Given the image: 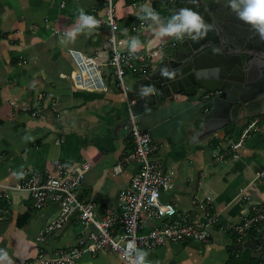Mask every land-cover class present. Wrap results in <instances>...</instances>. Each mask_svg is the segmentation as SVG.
<instances>
[{"label": "crops", "instance_id": "0c3cea01", "mask_svg": "<svg viewBox=\"0 0 264 264\" xmlns=\"http://www.w3.org/2000/svg\"><path fill=\"white\" fill-rule=\"evenodd\" d=\"M170 2L175 1L114 0L117 36L124 39L123 50H130L133 37L142 44L136 52L164 45L145 71H126L128 90L134 80L154 72L179 46L180 40L157 37L152 22L138 18L143 15V7L154 9L153 4L158 3L160 9L169 10ZM79 9L95 17L99 26L90 34H78L74 42H65L64 34L78 25ZM178 12L169 10L170 16L164 17V10L161 18L167 21ZM141 21L144 27H140ZM108 37L105 0H0V249L9 257L0 264H21L35 258L40 250L51 254L73 246L78 235L73 231L77 224L73 218L46 243H38L37 236L56 214V208L50 205L35 210L28 195L4 186L25 181L35 173H52L57 163L73 168L88 162L90 170L82 180L80 199L114 207L119 191L129 185L136 171V165L128 164L114 173V167L134 143L125 128L131 103L109 64ZM68 49L94 57L104 74L105 90L74 88ZM210 99L207 92L191 96L179 92L173 102L163 100L149 112L134 113L138 127L150 135L153 156L173 172V198L183 201L184 210L190 209L191 198L206 199L217 217L207 242L166 244L193 251L188 264H225L227 260L264 264L250 248L239 249L247 237H256L262 226L241 241L227 230L247 216L255 204L264 206V177L256 175L264 164V113L202 138L201 116L211 108ZM248 125L249 135L237 157L232 158L230 146ZM216 152H226L227 156L220 161L214 156ZM164 245L163 250L170 246ZM70 264L127 263L118 254L104 251L95 256L85 253Z\"/></svg>", "mask_w": 264, "mask_h": 264}, {"label": "built area", "instance_id": "2783aa9c", "mask_svg": "<svg viewBox=\"0 0 264 264\" xmlns=\"http://www.w3.org/2000/svg\"><path fill=\"white\" fill-rule=\"evenodd\" d=\"M106 24L110 44L109 64L113 68L118 85L124 95L128 91L124 76L138 69L143 71L152 63L164 45H158L150 51L131 52L123 50V40L117 36L118 22L114 17V0H105ZM144 27V21L139 23ZM67 54L73 64L71 79L77 90L101 91L106 89L104 74L93 56L85 55L74 49ZM206 98V96H203ZM128 120L131 122L133 149L124 154L114 167L118 174L122 166L136 165V171L126 188L119 191L116 206H102L94 200H82L78 192L84 175L90 170L88 162H82L73 168H66L57 163L52 173H35L20 183L4 186L15 192L29 196L35 210H43L52 205L56 214L50 218L42 233L37 236L38 243H46L63 230L73 218L81 223L73 246L62 248L51 254L40 250L38 255L21 264H70L85 253L92 255L100 252L118 254L127 264L124 256L127 243L135 240L138 248L155 250L167 242L195 241L207 242L210 229L217 223V217L210 210L208 200L197 196L189 201L190 209H183V201L173 198V172L153 156L150 135L142 131L137 124V117L130 109ZM251 130L248 125L231 144V157H237V151ZM218 160H224L226 152H216ZM259 177H264V164ZM264 223V206L255 204L251 212L227 230L238 241L251 231L259 230Z\"/></svg>", "mask_w": 264, "mask_h": 264}, {"label": "water", "instance_id": "95a60500", "mask_svg": "<svg viewBox=\"0 0 264 264\" xmlns=\"http://www.w3.org/2000/svg\"><path fill=\"white\" fill-rule=\"evenodd\" d=\"M174 1L179 11L193 9L212 28L197 41L185 36L154 72L134 80L125 95L132 112H149L163 100L173 102L179 92L188 96L207 92L211 108L201 116L202 138L264 113V39L237 18L228 7L229 0ZM162 68L175 69L177 74L171 79L163 77ZM148 85L157 91L144 95L142 86ZM125 128L130 133L129 120ZM243 248L264 260V223L256 237L249 236L240 244L239 249Z\"/></svg>", "mask_w": 264, "mask_h": 264}, {"label": "clouds", "instance_id": "9594fccd", "mask_svg": "<svg viewBox=\"0 0 264 264\" xmlns=\"http://www.w3.org/2000/svg\"><path fill=\"white\" fill-rule=\"evenodd\" d=\"M195 3V0H193ZM229 9L234 12L237 18L258 32L264 39V0H229ZM78 25L64 34L65 42H74L77 35L81 33L90 34L91 30L99 26V21L95 17L88 15L83 9H79ZM143 15L139 19L151 21L155 26V35L157 37H173L183 40L185 36L197 41L211 30L212 26L205 22L203 16L191 8H181L180 11L171 16L167 21L162 20L150 6L141 9ZM142 47L138 37H133L130 41V51L135 53ZM161 75L169 79L177 74V70L162 68ZM143 94L155 93L157 90L154 86H142ZM149 253L137 247L135 240L127 243L124 250V256L130 264H150L148 261ZM8 254L4 249H0V261L8 260Z\"/></svg>", "mask_w": 264, "mask_h": 264}, {"label": "rangeland", "instance_id": "374dc122", "mask_svg": "<svg viewBox=\"0 0 264 264\" xmlns=\"http://www.w3.org/2000/svg\"><path fill=\"white\" fill-rule=\"evenodd\" d=\"M127 76H128L127 74L124 76V80H126L127 83L129 84L130 81L126 79ZM80 228H81V223H77L73 225V231L75 232H78ZM167 245L169 246L170 244L169 243L165 244L164 247H166ZM160 249L146 250L149 253L147 258H149L150 264H180V263L188 264L192 262L190 259L194 257V252L191 251L190 249L185 250L184 246L173 247L170 245L168 249L163 250L161 247ZM169 257H171V259L172 258L175 259L171 261Z\"/></svg>", "mask_w": 264, "mask_h": 264}, {"label": "trees", "instance_id": "16d2710c", "mask_svg": "<svg viewBox=\"0 0 264 264\" xmlns=\"http://www.w3.org/2000/svg\"><path fill=\"white\" fill-rule=\"evenodd\" d=\"M162 5L161 4H158V3H154L153 4V8L156 10L157 13H159V15L162 17L164 15V10L167 11V16H164V17H169L170 16V13H169V10L170 11H178V5L176 2H170L169 3V7L168 9L169 10H166V9H160ZM155 109V107L152 108V110ZM25 214L22 216V218H25ZM225 264H237V263H233L231 262V260H227Z\"/></svg>", "mask_w": 264, "mask_h": 264}]
</instances>
